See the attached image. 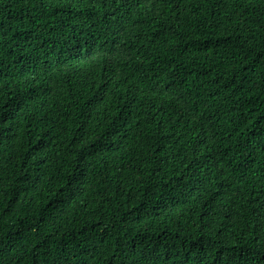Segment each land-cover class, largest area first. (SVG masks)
<instances>
[{"label":"trees","instance_id":"trees-1","mask_svg":"<svg viewBox=\"0 0 264 264\" xmlns=\"http://www.w3.org/2000/svg\"><path fill=\"white\" fill-rule=\"evenodd\" d=\"M0 264H264V0H0Z\"/></svg>","mask_w":264,"mask_h":264}]
</instances>
